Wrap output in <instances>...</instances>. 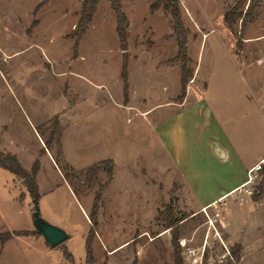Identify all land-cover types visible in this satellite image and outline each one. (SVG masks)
<instances>
[{
  "label": "rangeland",
  "instance_id": "374dc122",
  "mask_svg": "<svg viewBox=\"0 0 264 264\" xmlns=\"http://www.w3.org/2000/svg\"><path fill=\"white\" fill-rule=\"evenodd\" d=\"M42 1L0 0V122L10 124L2 135L1 150L16 151L25 162L34 153L39 157L55 130L57 116L71 162L90 165L105 155L119 164L117 182L99 216L101 236L93 244L94 264L107 262L105 246L110 249L126 238L130 246L110 253L108 264H133L139 253L143 260L138 264H176L172 234L177 228L179 237H194L200 243L207 228L202 207L197 208L198 201L190 194L183 197L180 182L168 181L171 173L164 181H146L159 190L154 199L153 192L144 187L130 197L122 174L136 158L148 165L171 167L172 172L167 146L172 129L165 128L172 124L174 109L169 101L180 95L181 84L170 15L162 6L152 10L154 0H123L130 21L127 61L132 107H128L122 78L125 57L110 2L98 5L74 55L75 39L69 34L76 27L82 0H50L40 6ZM252 2L180 0V5L190 29L188 46L194 69L187 90L207 85L201 96L231 114L226 126L239 131L256 128L252 139L262 147L264 125L253 110L264 102V2L244 25ZM37 116L42 117L39 125ZM53 137L50 150L55 156L58 135ZM41 178L44 190L61 182L49 161H44ZM98 178L104 182L107 175L102 172ZM18 180L0 168V182L6 184L0 186V232L35 229L36 234L38 219L57 227L73 226L77 232L55 246L43 234L38 241L17 235L4 249L0 240V264H71L65 247L76 264H83L86 246L81 230L87 220L74 200L63 188L58 190L62 193L60 212L51 208L52 196L36 202L27 195L12 203L14 195L25 191ZM261 182L264 187V175L256 189ZM97 189L98 184L81 186V200L93 201ZM221 208L224 226L219 224L220 230L233 245H241L239 257L264 264V191L249 203L232 195ZM173 219L175 226L169 227Z\"/></svg>",
  "mask_w": 264,
  "mask_h": 264
},
{
  "label": "crops",
  "instance_id": "0c3cea01",
  "mask_svg": "<svg viewBox=\"0 0 264 264\" xmlns=\"http://www.w3.org/2000/svg\"><path fill=\"white\" fill-rule=\"evenodd\" d=\"M195 89L193 92L187 90V95L184 98L183 102H178L176 98L169 101L170 103H172V108L174 110H172V124H169L165 129H168V131L172 129V133H170L171 137L168 136L169 140L167 141L168 151L172 155V172L171 167L166 168V166L153 163L151 165H148L145 160L136 158L133 163H128L126 165L127 169H124L122 171V174L125 176L124 180L129 183V186L124 189L127 193H130V197H133V194L136 195L137 189L144 187L153 192L154 199L155 195L159 193V190L155 188L154 184L150 186L146 181L149 179H152L151 181H164V176H167L169 173H171L168 181L176 180L180 182V190L183 197H188V195L190 194V197L193 196L195 199H197V208H201L218 200L226 201L230 196L233 195L234 191H236L238 187L242 186L247 181L249 169L260 162L262 159H264V146L261 147L260 144L258 145L257 139L255 137L254 141L252 139V133L255 132L256 128L250 127L248 128V130L244 128L245 131H239L236 129L233 130L231 126L227 127L226 122H228V117L231 116V114H229L228 111L221 105H217L216 107L212 106L205 98H202L201 96L205 95L207 85L203 89H200L199 86H197V88ZM198 96H200V98H198ZM130 102V100L128 102H125V105H127L128 107H132ZM73 106L74 104L71 106V108ZM253 112L255 115L257 114L256 112H258V116L260 117L263 126L264 102L261 101L259 103V106L255 107ZM140 113L146 114L147 111L141 110ZM36 118V123L39 125L42 117L37 116ZM9 126V123L0 122V144L2 143L3 139L2 135L9 129ZM255 134L256 133H254V136ZM63 135L64 129L61 134V143L66 160L78 169L89 166L78 165L71 162ZM40 140L43 146V140ZM10 152L15 154L21 164L28 170L31 169L34 161L37 158L40 159V170L37 174L40 199L45 196H52L50 206L53 210H57L58 212L62 210L60 204V195L62 193H59V189L64 188V192L67 193L71 200H74V204L78 206L87 220V225L81 230V234L83 239H85L86 246V240L91 228L89 211L91 209L93 201L83 202L80 196L74 193L71 185L64 178V175L54 158V154L50 149L45 148V151L41 152L39 154V157H37L34 153L33 157L26 162L16 151ZM108 158L110 157L104 155L94 163ZM44 161H49L52 164L55 170L58 171L61 180L60 183L49 186L47 190H44L43 188V182H45V179L41 178L43 173ZM115 162L116 166L114 175L109 186L104 191L103 203L100 209L99 216L101 213H103L105 197L109 198V195L117 182L119 164L118 161ZM131 164L134 165V168H131ZM145 170H147V173H145ZM14 181L17 180L15 179ZM18 182L21 187L23 186L25 188V191L21 190L18 195H14V197H12V203L16 202V200L22 193L25 195V197H27V195H30L21 178H19ZM1 185L4 186L6 184L4 182H0V186ZM134 186H136V188ZM138 194L140 193L138 192ZM147 206H149V200L147 202ZM72 227L73 226H61L59 228L65 231V233L67 234V239H71L74 233L77 232V228ZM28 230L35 231V229ZM100 230L101 221L97 235L95 237L96 240L101 236ZM36 231V234H30L28 236H31L34 240L38 241L40 240L42 233H40L38 230ZM7 241L3 243V249L5 248ZM124 245L130 246L129 238H126L120 244L115 245L110 249L105 246L104 251H107L108 260L106 263L104 261L103 264L109 263L110 253ZM142 256L143 255L139 253V255L135 256L134 259L137 258L138 263H141V261L143 260Z\"/></svg>",
  "mask_w": 264,
  "mask_h": 264
},
{
  "label": "trees",
  "instance_id": "16d2710c",
  "mask_svg": "<svg viewBox=\"0 0 264 264\" xmlns=\"http://www.w3.org/2000/svg\"><path fill=\"white\" fill-rule=\"evenodd\" d=\"M48 1L50 0H43L40 3V6L44 5ZM102 1H109L112 9L115 12L116 22H117L116 31L120 41V47L125 57V61L123 63V69H122V78L124 81L125 102H128L129 82H128L127 59H128V36H129L128 28L130 25V21L126 13L123 11V0H82L81 9L79 11V19L76 23L75 29L69 34V37L75 39V45H74L75 48L74 55H75L77 54L81 40L83 39L86 31L88 30V28L90 27L93 21V18L97 12L98 5ZM262 2H264V0H253L252 4L249 6L247 12L244 15V22H243L244 25L247 24V22L255 16L256 9ZM159 6H162L164 10L168 12V14L170 15L171 23H172V34L177 39L178 49L175 59L179 62L181 91H180V95L176 98V100L178 102H183L184 98L187 95V87L189 81L194 76V69L191 66L192 59L189 55V46H188L190 29L186 26L184 22L180 0H154L151 4V9L155 10L159 8ZM53 120L55 124V130H53L52 135L45 142V145L46 148L51 149V142L52 140H54L53 134L58 135V138L56 139L58 143V150L54 158L58 163L64 175V178L71 185L74 193L79 196L81 186H86L90 188L95 184H98V189L95 192L92 206L89 211L91 228L86 240V259L84 262V264H94L95 257H94L93 243L100 225L99 213L103 203V194L113 178L116 162L113 158H108L93 163L85 168L78 169L74 167L64 157L62 143L60 139L62 132L59 130V119L56 116ZM0 167L11 171L16 176L21 178L23 184L28 189L34 201L36 202L39 201L40 192L37 183V174L38 171L40 170L39 158H37L34 161L31 169L28 170L21 164V162L19 161L18 157L15 154L0 150ZM102 172L107 175V179L104 182H99L98 177L99 174ZM262 173L264 175V165L262 168ZM262 182L260 183V185H258L253 195L254 201H257L260 198V196L263 194L264 187ZM24 197L25 195L22 193L19 199L24 200ZM175 223L176 221L173 219L169 224V227L175 226ZM30 234H35V231L18 230V231L0 232V240L2 243H4L15 235H30ZM178 239H179V231L177 228H175L172 234V243L176 253L175 263L183 264V260L180 256L181 249ZM241 249H242L241 245L239 244L234 245L233 261H235L239 257ZM64 255L65 258L71 264H75L74 256L68 250L67 247H65L64 249ZM133 264H138L137 258L133 260ZM231 264H233V262Z\"/></svg>",
  "mask_w": 264,
  "mask_h": 264
},
{
  "label": "built area",
  "instance_id": "2783aa9c",
  "mask_svg": "<svg viewBox=\"0 0 264 264\" xmlns=\"http://www.w3.org/2000/svg\"><path fill=\"white\" fill-rule=\"evenodd\" d=\"M263 165L264 159L250 168L247 181L234 191L233 195L238 198L239 202L254 201L253 195L256 191V185L263 175ZM222 204L224 201L218 200L201 208L200 211L206 216L207 228L200 243H196L194 237H179L178 242L183 264H231L232 262L233 264H252L245 255H240L233 261L234 245L223 235L219 227V224L224 226L221 217Z\"/></svg>",
  "mask_w": 264,
  "mask_h": 264
},
{
  "label": "water",
  "instance_id": "95a60500",
  "mask_svg": "<svg viewBox=\"0 0 264 264\" xmlns=\"http://www.w3.org/2000/svg\"><path fill=\"white\" fill-rule=\"evenodd\" d=\"M37 226L38 231L45 236L47 242L52 246L62 243L67 238L65 231L41 219H38Z\"/></svg>",
  "mask_w": 264,
  "mask_h": 264
}]
</instances>
